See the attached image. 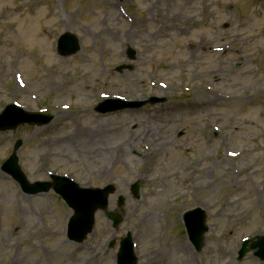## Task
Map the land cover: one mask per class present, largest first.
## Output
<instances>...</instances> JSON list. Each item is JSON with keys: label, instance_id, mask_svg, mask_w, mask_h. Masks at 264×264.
I'll use <instances>...</instances> for the list:
<instances>
[{"label": "rangeland", "instance_id": "374dc122", "mask_svg": "<svg viewBox=\"0 0 264 264\" xmlns=\"http://www.w3.org/2000/svg\"><path fill=\"white\" fill-rule=\"evenodd\" d=\"M64 32L79 39L74 55L57 52ZM126 35L136 42L123 45ZM152 97L166 101L95 110ZM13 103L54 119L0 131L10 183L0 180V264H117L128 232L137 264H264L252 251L238 260L242 242L264 234V0H0V113ZM100 124L99 145L90 130ZM136 132L149 136L110 161L102 150ZM17 140L30 182L114 184L110 209L124 195L122 224L99 210L93 232L69 240L73 212L61 197L28 195L1 169ZM195 207L208 213L200 252L182 220Z\"/></svg>", "mask_w": 264, "mask_h": 264}, {"label": "water", "instance_id": "95a60500", "mask_svg": "<svg viewBox=\"0 0 264 264\" xmlns=\"http://www.w3.org/2000/svg\"><path fill=\"white\" fill-rule=\"evenodd\" d=\"M59 52L63 55L74 54L78 51L79 45L76 37L71 33H65L59 40ZM134 52H131V56ZM164 99L155 98L153 102H160ZM140 105V104H136ZM100 111H106L107 108L99 107ZM119 109V108H116ZM20 110L14 106H9L0 115V130L13 129L23 123L46 124L52 118L40 117L38 114H22ZM21 142L18 141L15 149L20 148ZM3 168L10 172L16 179L20 181L25 191L36 193L39 191H47L50 187H54L56 192L62 195L70 207L75 211V215L69 223V237L72 240L82 241L88 233L93 229L94 214L98 209H106L108 206V195L115 191L114 186L108 185L103 189H81L75 183L65 178L55 177L56 182L41 183L37 182L33 185L29 184L26 177L18 166V158L13 154L10 159L4 164ZM132 191L135 196L139 195V184L132 186ZM124 198L121 196L119 205L122 206ZM108 217L114 220V226H118L122 222L120 214H109ZM206 212L200 208L189 211L185 214V223L190 239L195 244L197 249H200L203 244L204 234L208 231L206 226ZM249 241L244 243L240 251L239 259H242L247 253ZM122 247L119 253L120 264H136V258L133 253V245L131 235L129 234L122 241ZM253 249H258L256 255L264 260V236L258 237V241L250 246Z\"/></svg>", "mask_w": 264, "mask_h": 264}, {"label": "bare ground", "instance_id": "6f19581e", "mask_svg": "<svg viewBox=\"0 0 264 264\" xmlns=\"http://www.w3.org/2000/svg\"><path fill=\"white\" fill-rule=\"evenodd\" d=\"M127 36V38L124 40V41H122V44L123 45H132L134 42H136L134 39H132L131 38V36H128V35H126ZM145 43H148V44H150L151 42L150 41H147V40H145L144 41ZM195 48H200V50H202V49H204L205 50V48H206V46H204L202 43H195V42H190L189 43V46L188 47H186V49L187 50H196ZM84 63V62H83ZM131 90H133V89H130L129 91H130V94L132 95V96H134L135 94H136V92H134V91H131ZM109 95V94H108ZM112 96V95H111ZM110 96V97H111ZM124 96H126V95H122V97H124ZM64 113H66V112H60V114H63V115H60V116H65L66 114H64ZM133 113L134 112H132V113H128V115H132L133 116ZM102 117V116H101ZM94 123V122H93ZM107 125V124H106ZM123 126V125H122ZM103 127H105V125H103V124H100L99 126H96L95 128V130H90V132L92 133V136H91V141L92 142H95V139L97 138V137H99L101 134H103L102 132L100 133V130L98 129V128H102L103 129ZM140 127H142L143 129H144V131H145V127L143 126V125H139V123H135L134 125H131V128H133V129H135V128H140ZM144 134V132H141L140 134H137V132L136 133H131L129 136H127V137H125L124 138V140L119 144V145H117L116 147H114V148H104L102 151H104V152H106V153H108L109 155H110V161H112V160H115V159H117L118 157H121V158H123V157H125V156H127L128 155V152H129V149L130 150H132V149H134L135 148V142H136V140L137 139H139L141 136H149V133L148 134H146V135H143ZM101 141H103V140H100L99 142L98 141H96L99 145H100V143H102ZM95 142V143H96ZM104 142V141H103ZM96 143V144H97ZM106 143V142H105ZM95 150H97V149H95ZM102 151H100L99 152V154H103V152ZM98 153V152H97ZM0 180L1 181H3V182H6V183H8V184H10L9 182H7V181H5V179L3 178V176L2 175H0ZM14 197L16 198V199H18V198H22V199H24V197L25 196H22L20 193H18L17 191L14 193ZM148 255V254H147ZM185 262V261H184Z\"/></svg>", "mask_w": 264, "mask_h": 264}]
</instances>
